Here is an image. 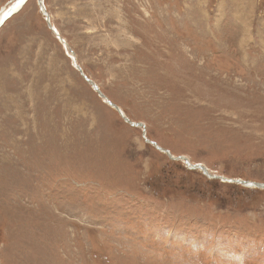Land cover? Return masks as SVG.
Masks as SVG:
<instances>
[{"label": "rangeland", "instance_id": "rangeland-1", "mask_svg": "<svg viewBox=\"0 0 264 264\" xmlns=\"http://www.w3.org/2000/svg\"><path fill=\"white\" fill-rule=\"evenodd\" d=\"M145 138L264 183V0H29L13 15L0 264H264V190Z\"/></svg>", "mask_w": 264, "mask_h": 264}, {"label": "water", "instance_id": "water-1", "mask_svg": "<svg viewBox=\"0 0 264 264\" xmlns=\"http://www.w3.org/2000/svg\"><path fill=\"white\" fill-rule=\"evenodd\" d=\"M41 4H42V0H38ZM13 15V11H10L6 16H4L1 20V24L4 22V20H6L8 17L12 16ZM49 15L48 14H45V20H46V25L47 27L49 28V30L51 32H54V35L55 37L58 39V41L60 43L63 44V48L65 47L64 46V42L63 40L61 39L60 35L58 32H56V30L53 28V26H51V23L49 21ZM65 49V48H64ZM73 60V65L75 66V69H77L80 74H81V77L84 79V81L91 87L94 89L95 93L98 95V97L100 99H102V101L104 103H106L109 107H112L114 110H116V112L118 113V115L122 118V120L124 122H126L128 125H132L134 127H138V128H141L144 132V135H145V125H143L142 123L140 122H135V121H132V120H129L125 115L124 113H122L121 111V108L119 106H117L116 104H114L112 101H110L106 95L101 91L100 88L97 87V85L91 80H89L86 75L83 73V70L79 67L78 64H76L75 62V59H72ZM145 142L147 144H152L157 150L165 153L169 159H172V160H179L181 162H184L186 167L189 169H197V170H200L201 173L208 179H218L222 182H229V183H232V184H235V185H239V186H242L244 188H247V187H251V188H255V189H258V190H264V183H259V182H256V181H250V180H242V179H232V178H224V177H219V176H214V175H211L209 173V171H207V169L205 167H203L201 164H193L191 162H188L186 159H184V157L182 156H176L174 157L170 151L160 147L158 144H156L155 142H153L152 140H148L147 138H145Z\"/></svg>", "mask_w": 264, "mask_h": 264}, {"label": "bare ground", "instance_id": "bare-ground-1", "mask_svg": "<svg viewBox=\"0 0 264 264\" xmlns=\"http://www.w3.org/2000/svg\"><path fill=\"white\" fill-rule=\"evenodd\" d=\"M29 2V0H12L10 2H8L4 7H2L0 9V22L2 20V18L4 16H6L10 11H13V15H15L16 13H18V11L20 9H22L23 7H25V5ZM24 3V4H23ZM46 13V11L44 12ZM12 16L8 17L6 20H4V22L2 23V25H0V28L9 20L11 19ZM50 21V20H49ZM1 24V23H0ZM73 59V58H72ZM122 111V110H121ZM123 113V111H122ZM205 167V166H204ZM208 171V170H207ZM212 175V174H211ZM215 176V175H214ZM226 183V182H224Z\"/></svg>", "mask_w": 264, "mask_h": 264}]
</instances>
